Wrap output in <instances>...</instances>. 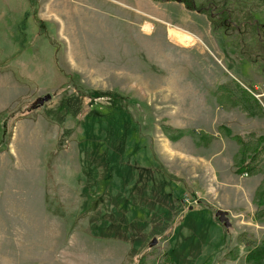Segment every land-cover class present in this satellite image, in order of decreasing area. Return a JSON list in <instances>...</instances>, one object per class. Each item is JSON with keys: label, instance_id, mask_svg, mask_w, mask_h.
I'll use <instances>...</instances> for the list:
<instances>
[{"label": "rangeland", "instance_id": "1", "mask_svg": "<svg viewBox=\"0 0 264 264\" xmlns=\"http://www.w3.org/2000/svg\"><path fill=\"white\" fill-rule=\"evenodd\" d=\"M213 1L227 29L178 2L0 0V264H138L157 251L247 264L264 242L263 177L233 173L237 145L217 128L264 137V118L223 111L211 92L234 80L264 106V0ZM163 128L215 139L170 142Z\"/></svg>", "mask_w": 264, "mask_h": 264}, {"label": "trees", "instance_id": "2", "mask_svg": "<svg viewBox=\"0 0 264 264\" xmlns=\"http://www.w3.org/2000/svg\"><path fill=\"white\" fill-rule=\"evenodd\" d=\"M155 2H167L182 4L188 11H195L200 14H205L209 17L211 24H214V18L219 16L223 20V29H227L229 13L223 8H218L217 2L210 0L206 6H197L194 0H152ZM253 22V23H252ZM244 22L256 33L258 29L256 23L252 20ZM248 23V24H247ZM255 33V34H256ZM254 88L248 86L243 88L234 80L230 83L221 84L211 92L214 97L217 107L223 111H231L238 109L249 118H264L263 101L256 98L261 93L253 90ZM184 131L172 128H163L162 133L170 141L175 142L182 138L184 135L189 134L192 141L197 147L206 146L215 139V134H207L204 132ZM217 135L221 138H227L237 145V151L232 159L233 173L236 176L254 177L262 175L263 179L255 191L254 203L258 208H264V137H255L253 134L248 135L246 138L233 134L232 130L227 126H219L217 128ZM152 242V241H151ZM150 242V243H151ZM250 247V246H249ZM143 262L149 264H174L171 256L168 253H163L158 257L156 253L148 252L139 258L138 264ZM247 264H264V242L254 245L246 256Z\"/></svg>", "mask_w": 264, "mask_h": 264}, {"label": "water", "instance_id": "3", "mask_svg": "<svg viewBox=\"0 0 264 264\" xmlns=\"http://www.w3.org/2000/svg\"><path fill=\"white\" fill-rule=\"evenodd\" d=\"M51 95L50 94H46L44 96H41L39 98L36 99L35 103L33 104V109H38L40 107H42L44 104H46L47 102H49L51 100ZM215 218L217 219V221L223 225V227L225 229H229L231 227V222L229 219V213L225 210H217L215 212ZM156 244V240L153 239L152 242L150 243V247L155 246Z\"/></svg>", "mask_w": 264, "mask_h": 264}, {"label": "bare ground", "instance_id": "4", "mask_svg": "<svg viewBox=\"0 0 264 264\" xmlns=\"http://www.w3.org/2000/svg\"><path fill=\"white\" fill-rule=\"evenodd\" d=\"M175 39L178 42H181L182 44L184 43L185 45H188V47H190L189 45H192L195 41L187 36H181V37H177L175 36Z\"/></svg>", "mask_w": 264, "mask_h": 264}, {"label": "crops", "instance_id": "5", "mask_svg": "<svg viewBox=\"0 0 264 264\" xmlns=\"http://www.w3.org/2000/svg\"><path fill=\"white\" fill-rule=\"evenodd\" d=\"M4 1H5V0H4ZM28 10H29V8H28L27 11H26V16H28V20H27V21H28V27L33 29L32 21H31V20H32V19H31V15L28 14ZM0 21H1V19H0ZM8 30H10L9 27H8ZM10 45H11V44H10ZM21 54H22V53H21Z\"/></svg>", "mask_w": 264, "mask_h": 264}]
</instances>
